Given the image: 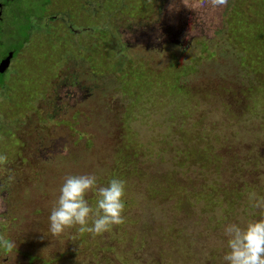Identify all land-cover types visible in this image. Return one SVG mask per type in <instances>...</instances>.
Wrapping results in <instances>:
<instances>
[{
    "label": "rangeland",
    "instance_id": "rangeland-1",
    "mask_svg": "<svg viewBox=\"0 0 264 264\" xmlns=\"http://www.w3.org/2000/svg\"><path fill=\"white\" fill-rule=\"evenodd\" d=\"M0 3V58L21 48L0 91L17 245L0 264H227L225 226L264 218V0ZM93 174L126 182L124 223L53 236L65 177Z\"/></svg>",
    "mask_w": 264,
    "mask_h": 264
},
{
    "label": "clouds",
    "instance_id": "clouds-1",
    "mask_svg": "<svg viewBox=\"0 0 264 264\" xmlns=\"http://www.w3.org/2000/svg\"><path fill=\"white\" fill-rule=\"evenodd\" d=\"M213 8L224 7L228 0H209ZM8 157L0 154V165H5ZM14 176H9V183ZM7 183L0 182V190L6 191ZM95 192L98 199L93 209L86 196ZM126 182L119 178L110 180L107 186H98L93 175H69L60 188V195L51 209L49 216L50 232L59 236L76 226L80 233L93 236L110 231L114 226L124 223V197ZM253 207L264 210V199L257 200ZM229 251L223 256L227 264H264V218L241 226L230 223L224 228ZM0 248L11 254L17 245L0 235Z\"/></svg>",
    "mask_w": 264,
    "mask_h": 264
},
{
    "label": "flooded vegetation",
    "instance_id": "flooded-vegetation-1",
    "mask_svg": "<svg viewBox=\"0 0 264 264\" xmlns=\"http://www.w3.org/2000/svg\"><path fill=\"white\" fill-rule=\"evenodd\" d=\"M3 4L2 3H0V12L2 13L3 12V9L1 10V8L3 7L2 6ZM1 18H2V16H1V14H0V22H1ZM2 28H4V27H2ZM2 28H0V30L2 29ZM9 30H10V27H9ZM3 35V34H2ZM4 36V35H3ZM11 39V38H10ZM19 49H21V48H19ZM19 49H17V47H16V49H14V51L13 50H9L4 56H2L1 58H0V62L8 55V53H12V56H11V58H10V60H9V62H8V65H7V68L4 70V71H2V72H0V75L2 76V80L0 81V91H1V86L2 85H6V77H8V76H10V74H9V70L11 69V67H12V65H13V58H14V56L18 53V50ZM11 75H12V73H11ZM15 76V75H14ZM11 79H12V76H11ZM10 79V80H11ZM9 80V81H10ZM16 82V79L14 78V82H13V80H12V82L10 83V85L12 84V83H15ZM18 83V82H17ZM9 98H10V100L11 101H13L12 100V96H11V94L9 93Z\"/></svg>",
    "mask_w": 264,
    "mask_h": 264
},
{
    "label": "water",
    "instance_id": "water-1",
    "mask_svg": "<svg viewBox=\"0 0 264 264\" xmlns=\"http://www.w3.org/2000/svg\"><path fill=\"white\" fill-rule=\"evenodd\" d=\"M1 14V12H0ZM12 56V53H8V55L0 62V72L4 71L7 68L8 62Z\"/></svg>",
    "mask_w": 264,
    "mask_h": 264
},
{
    "label": "trees",
    "instance_id": "trees-1",
    "mask_svg": "<svg viewBox=\"0 0 264 264\" xmlns=\"http://www.w3.org/2000/svg\"><path fill=\"white\" fill-rule=\"evenodd\" d=\"M22 13H20L18 16L19 17H22L23 16V14L21 15ZM205 150H208V146L207 147H205V146H203V151H205Z\"/></svg>",
    "mask_w": 264,
    "mask_h": 264
}]
</instances>
